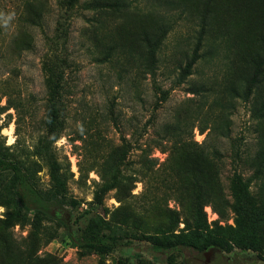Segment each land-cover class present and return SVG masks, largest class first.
Instances as JSON below:
<instances>
[{
	"label": "rangeland",
	"instance_id": "374dc122",
	"mask_svg": "<svg viewBox=\"0 0 264 264\" xmlns=\"http://www.w3.org/2000/svg\"><path fill=\"white\" fill-rule=\"evenodd\" d=\"M67 1L0 0V139L42 190L55 162L76 201L43 221L56 233L46 241L27 220L1 222L0 172V264H264V0ZM58 20L68 66L54 134L41 61ZM238 207L257 249L154 245L197 225L229 238ZM68 230L127 236L98 254Z\"/></svg>",
	"mask_w": 264,
	"mask_h": 264
},
{
	"label": "trees",
	"instance_id": "16d2710c",
	"mask_svg": "<svg viewBox=\"0 0 264 264\" xmlns=\"http://www.w3.org/2000/svg\"><path fill=\"white\" fill-rule=\"evenodd\" d=\"M65 0H59L63 3ZM68 3L71 0L67 1ZM67 9L64 10L67 19ZM63 16V15H62ZM61 16V17H62ZM63 20H58L55 26V39L51 45L49 52L41 61V69L44 74V83L47 89L45 98V107L43 122L48 127V132L56 133L62 126V89L63 80L67 68L66 55V35L67 27ZM62 38V39H61ZM206 40L205 29L201 27L197 40L192 50L189 62L182 68L180 72L181 80L187 76L189 69L193 66L199 57V51ZM261 40H264L262 37ZM262 52L264 56V41L262 43ZM258 67V66H257ZM256 76L248 80L245 96H250L253 88V81ZM160 95L156 104L167 97V91L159 89ZM0 172L8 173L5 181L2 183V201L1 204L7 208L5 216L1 222L9 225L18 221L27 220L33 230L45 236V240L49 241L56 236V233L43 223L47 219H60V211L63 205L69 203L74 205L75 199H67L65 195V179L63 174L55 162L50 163L49 176L50 185L47 189L42 190L38 187L35 178L27 167L20 161L12 158L7 151V147L2 144L0 139ZM238 178V177H236ZM111 182L106 187L100 188L94 195L95 200L100 203L103 192L112 187ZM127 236L126 233L111 235L103 239V235L97 232H84L75 234L73 230H68V236L73 245L80 249L90 250L98 254H107L113 250L121 236ZM228 243L229 247L233 246L245 249H257L258 238L255 234L254 221L245 211L238 207L236 216L234 217V226L229 238L217 235L207 237L201 231L200 226H196L189 236L174 235L173 239H162L154 242L159 249H170L175 247H189L197 251L211 248H223ZM185 264V263H181Z\"/></svg>",
	"mask_w": 264,
	"mask_h": 264
}]
</instances>
